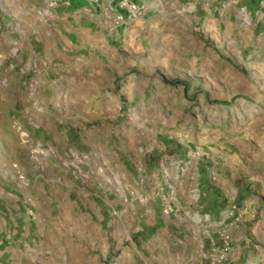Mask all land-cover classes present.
<instances>
[{
    "label": "rangeland",
    "instance_id": "rangeland-1",
    "mask_svg": "<svg viewBox=\"0 0 264 264\" xmlns=\"http://www.w3.org/2000/svg\"><path fill=\"white\" fill-rule=\"evenodd\" d=\"M0 264H264V0H0Z\"/></svg>",
    "mask_w": 264,
    "mask_h": 264
}]
</instances>
